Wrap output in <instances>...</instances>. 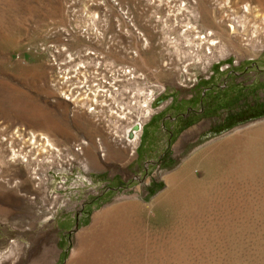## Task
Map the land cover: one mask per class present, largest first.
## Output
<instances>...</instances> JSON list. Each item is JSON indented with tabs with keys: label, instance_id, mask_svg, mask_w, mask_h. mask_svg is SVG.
I'll list each match as a JSON object with an SVG mask.
<instances>
[{
	"label": "rangeland",
	"instance_id": "374dc122",
	"mask_svg": "<svg viewBox=\"0 0 264 264\" xmlns=\"http://www.w3.org/2000/svg\"><path fill=\"white\" fill-rule=\"evenodd\" d=\"M0 255L264 264V0H0Z\"/></svg>",
	"mask_w": 264,
	"mask_h": 264
},
{
	"label": "bare ground",
	"instance_id": "6f19581e",
	"mask_svg": "<svg viewBox=\"0 0 264 264\" xmlns=\"http://www.w3.org/2000/svg\"><path fill=\"white\" fill-rule=\"evenodd\" d=\"M183 9V8H182ZM180 10V9H179ZM245 10L246 11H248L249 10V7L248 6H246L245 7ZM180 12V11H179ZM192 20V19H191ZM190 23V22H189ZM238 24V23H237ZM188 25V24H187ZM239 25H240V23H239ZM233 27V26H232ZM235 27V26H234ZM244 27V26H243ZM188 28H193V27H188ZM187 28V29H188ZM197 29V28H196ZM192 31H194L193 29H192ZM195 32V31H194ZM193 33V32H192ZM197 32H195V33H193V34H196ZM214 35V33H213V31H209V32H207L205 35H198V37L197 38H195V39H198L199 40V42H201V43H199V44H204V43H207V44H210V45H215L216 43H217V41H215V40H213L212 39V36ZM257 35V34H256ZM219 43V42H218ZM216 47V46H215ZM209 49H210V47H209ZM130 72V71H129ZM135 124L134 125H130L129 126V128L127 129V134H128V138H129V140H131V141H134L135 139H139V137H140V132H138V131H141L142 130V125L139 123V122H134ZM32 137H33V142L35 141V138H36V136H35V133L33 134L32 133ZM45 138H46V142L48 143V144H50V141H49V138L48 137H46L45 136ZM137 142V141H136ZM136 142H134L133 144H135ZM52 145V144H51ZM15 158V157H14ZM114 208V207H113ZM115 208H116V206H115ZM120 208V207H119ZM112 209V208H111ZM118 209V208H117ZM109 210V209H108ZM108 210H107V212H108ZM105 211H106V209H105ZM107 212H105V215H107L106 213ZM120 212V211H119ZM101 214V213H100ZM112 214V213H111ZM99 215V214H98ZM101 216H103V215H101ZM97 217V216H96ZM104 218V217H103ZM102 218V219H103ZM107 218V217H106ZM111 220V219H110ZM110 222V221H109ZM104 225V224H103ZM101 227V226H100ZM91 230V229H90ZM95 231V230H94ZM99 231V230H98ZM97 231V232H98ZM96 232V231H95ZM81 236V235H80ZM79 236V237H80ZM82 236H83V234H82ZM81 236V237H82ZM80 237V238H81ZM93 237V236H92ZM94 238V237H93ZM84 239V238H83ZM78 243V242H77ZM80 243V242H79ZM83 245H85V244H83ZM81 247V246H80ZM76 249V248H75ZM81 250V249H80ZM82 252H83V249H82ZM73 253V252H72ZM76 253H77V250H76ZM78 253H81V252H78ZM72 255H74V253L72 254ZM71 255V256H72ZM1 256V255H0ZM77 256H78V254H77ZM79 256H80V254H79ZM2 257V256H1ZM0 257V258H1ZM76 257V256H75ZM72 258V257H71ZM80 262V261H79ZM70 263V262H69ZM75 264V263H74Z\"/></svg>",
	"mask_w": 264,
	"mask_h": 264
},
{
	"label": "built area",
	"instance_id": "2783aa9c",
	"mask_svg": "<svg viewBox=\"0 0 264 264\" xmlns=\"http://www.w3.org/2000/svg\"><path fill=\"white\" fill-rule=\"evenodd\" d=\"M103 82L106 83V84H109V85H110V81L108 82L107 80H103ZM103 85H105V84H103ZM105 86H106V85H105ZM112 86H114V84H111L110 87H112ZM110 92H111V91H110ZM113 93L116 94V95L118 96V94H119L118 87L114 86ZM111 96H112V92L108 95V97L112 98L113 96H112V97H111ZM117 96H116V98H117Z\"/></svg>",
	"mask_w": 264,
	"mask_h": 264
}]
</instances>
